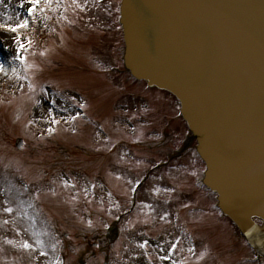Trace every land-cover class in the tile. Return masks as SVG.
Here are the masks:
<instances>
[{
	"label": "rangeland",
	"instance_id": "obj_1",
	"mask_svg": "<svg viewBox=\"0 0 264 264\" xmlns=\"http://www.w3.org/2000/svg\"><path fill=\"white\" fill-rule=\"evenodd\" d=\"M120 4L0 0V264H264L169 156L187 126L123 70Z\"/></svg>",
	"mask_w": 264,
	"mask_h": 264
},
{
	"label": "water",
	"instance_id": "obj_2",
	"mask_svg": "<svg viewBox=\"0 0 264 264\" xmlns=\"http://www.w3.org/2000/svg\"><path fill=\"white\" fill-rule=\"evenodd\" d=\"M120 22L127 69L181 101L205 185L264 257V0H122Z\"/></svg>",
	"mask_w": 264,
	"mask_h": 264
},
{
	"label": "flooded vegetation",
	"instance_id": "obj_3",
	"mask_svg": "<svg viewBox=\"0 0 264 264\" xmlns=\"http://www.w3.org/2000/svg\"><path fill=\"white\" fill-rule=\"evenodd\" d=\"M177 104V103H176ZM177 106V109H176V111H177V113H178V117H180L181 118V116H180V112H179V106H178V104L176 105Z\"/></svg>",
	"mask_w": 264,
	"mask_h": 264
},
{
	"label": "bare ground",
	"instance_id": "obj_4",
	"mask_svg": "<svg viewBox=\"0 0 264 264\" xmlns=\"http://www.w3.org/2000/svg\"><path fill=\"white\" fill-rule=\"evenodd\" d=\"M6 41L10 42L11 41L10 37L7 36Z\"/></svg>",
	"mask_w": 264,
	"mask_h": 264
}]
</instances>
